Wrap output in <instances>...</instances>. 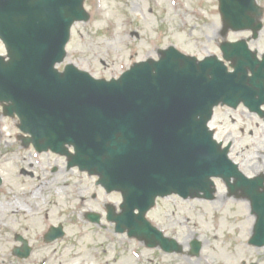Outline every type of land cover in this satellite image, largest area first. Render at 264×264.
Masks as SVG:
<instances>
[{
  "label": "water",
  "instance_id": "1",
  "mask_svg": "<svg viewBox=\"0 0 264 264\" xmlns=\"http://www.w3.org/2000/svg\"><path fill=\"white\" fill-rule=\"evenodd\" d=\"M84 3L0 0V39L9 56L8 62L0 58V102L7 104L5 115L18 116L20 130L30 136L25 145L32 144L38 153L65 155L70 168L99 176L109 193L122 192V214L112 210L110 215L118 231L128 230L148 244L153 237L176 251L177 244L161 241L145 215L159 196L213 199V178H221L231 193L241 191L251 200L258 216L251 243L264 245V179L241 173L229 159V147L222 149L208 127L220 104L237 108L243 102L258 111L255 96H264V87H254L264 67L255 66L256 54L245 41L224 42L220 48L224 60L234 62L233 73L217 57L199 62L175 48L163 51L160 61L136 64L110 82L74 65L61 73L56 66L67 57L72 27L90 20ZM219 3L224 38L229 31L248 30L258 38L263 9L256 0ZM249 68L255 77H248ZM88 216L99 222L98 216ZM63 236L62 227H53L46 241ZM199 250L196 244L194 251Z\"/></svg>",
  "mask_w": 264,
  "mask_h": 264
},
{
  "label": "rangeland",
  "instance_id": "2",
  "mask_svg": "<svg viewBox=\"0 0 264 264\" xmlns=\"http://www.w3.org/2000/svg\"><path fill=\"white\" fill-rule=\"evenodd\" d=\"M257 1L264 7V0ZM85 8L91 19L74 26L67 58L58 66L61 71L73 64L97 79L111 80L135 63L157 59L158 50L170 46L200 60L221 57L222 21L217 0H86ZM250 35L230 33L228 40ZM250 45L264 53V29ZM231 115V111L218 109L211 127L220 140L229 137L234 161L253 177L264 167V131L246 125L240 113L234 118ZM18 123L4 117L0 107V264H130L126 262L129 259L131 264H227L214 252H233L239 247L250 250L240 264H264V249L256 251L247 245L250 236L243 238L239 230L240 221L248 222L244 215L250 213L249 204L228 198L226 186L219 180L213 202L174 196L159 200L148 215L155 227L183 245L184 252L189 251L192 240L201 241V261L195 257L178 260L183 253L164 254L126 234L115 235L105 219L103 227L90 224L85 219L87 213L104 215L105 203L119 208L121 196L105 195L94 178L77 169L68 171L66 158L39 155L33 148H25L19 140ZM59 191L64 193L61 205ZM95 193L97 200L92 198ZM59 225L64 226L65 237L46 244L44 235L51 226ZM16 234L34 247L31 259L13 256V249L19 246Z\"/></svg>",
  "mask_w": 264,
  "mask_h": 264
},
{
  "label": "bare ground",
  "instance_id": "3",
  "mask_svg": "<svg viewBox=\"0 0 264 264\" xmlns=\"http://www.w3.org/2000/svg\"><path fill=\"white\" fill-rule=\"evenodd\" d=\"M38 193H36L37 195ZM58 198H59V205L63 204V200H64V193L63 191H59L58 193ZM35 195V193H34ZM249 222V220H247ZM248 222L246 223H241L239 225V230L244 237L247 236V231L246 228L248 226ZM221 226H222V222L220 220ZM43 226V223H42ZM209 224L205 225V228H209ZM194 235H192L190 238H193ZM247 253V251L244 249V247H239L237 250L233 251V252H227L225 250H219L218 252L214 253V255L219 258V259H223L224 261H227L228 264H238L239 261L241 260V258H243V256ZM183 259H188V256L186 253L183 254V256H181L180 258H178V260H183ZM202 260V258H201ZM131 259L127 260V263L131 264ZM119 264V263H118Z\"/></svg>",
  "mask_w": 264,
  "mask_h": 264
},
{
  "label": "flooded vegetation",
  "instance_id": "4",
  "mask_svg": "<svg viewBox=\"0 0 264 264\" xmlns=\"http://www.w3.org/2000/svg\"><path fill=\"white\" fill-rule=\"evenodd\" d=\"M259 56H261V55L259 54ZM242 114H243V113H242ZM253 115H254V114H251V113L247 112V113L245 114V117H246L247 120H248V119L251 120V119H253ZM228 142L232 144L231 149L234 150V145H233V143H232L231 141H228Z\"/></svg>",
  "mask_w": 264,
  "mask_h": 264
}]
</instances>
